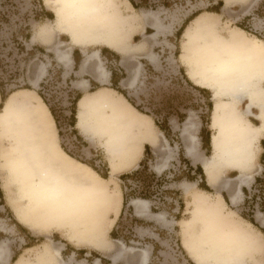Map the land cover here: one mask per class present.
Wrapping results in <instances>:
<instances>
[{
    "label": "rangeland",
    "instance_id": "obj_1",
    "mask_svg": "<svg viewBox=\"0 0 264 264\" xmlns=\"http://www.w3.org/2000/svg\"><path fill=\"white\" fill-rule=\"evenodd\" d=\"M134 1L139 4L141 0ZM145 1L147 6L137 8L128 1V6L134 9L127 7V3H123L124 6H122L126 9L124 12H129L131 20L121 22L123 27L116 34L119 37H123L124 34V39L129 38L128 44L132 45L131 52L125 56L119 55L118 58L111 54L110 61L100 57V61L107 70L114 69L116 76L123 75L122 83L118 86L124 91L134 108L136 107L135 109L139 110L143 117L149 115L152 120L159 123L165 119L168 120L170 132L167 135L164 134L154 123L155 129L149 128L155 134L157 132L163 134L164 138H160L161 146H159L163 150H157L154 154L150 150L147 151L143 159L146 167L140 166L136 170L114 173L109 187L113 188L116 185L119 188L120 186L125 193V198L122 212L111 230L112 234L110 231L107 233L108 226L103 222V215L117 206L118 196L108 187L111 192L108 195L109 202L104 204V198L99 195L101 204H104V211L102 213V208L97 206L94 211L96 220L93 225L99 229V225L103 224L106 230L104 237L111 248L99 252L84 246L82 251L79 250L82 246L69 241L67 216L63 217L61 228L54 225L42 230L39 225L33 229L24 226L17 220L9 202V199L16 202H22L23 199L19 197L16 188L9 193L3 190L0 180V264H15L18 259H21L22 264H137L143 249H147L150 253L148 264H188L191 262L183 246L182 227L184 224H189L194 216L193 197L198 196L205 202L215 203L219 195L224 193L223 195L228 196L227 192H223L224 190L218 186H210L212 188H208L209 192L200 189L201 177L196 172L188 171V160L180 154V150L183 152L185 146L181 131L186 119L191 117L195 127L193 133L196 144L205 156L209 155V150L203 146V140L207 135L205 132L208 135L212 133L209 120L213 100L212 90L205 88L206 93L200 91L196 88L198 86L190 84L186 79L184 68L178 60L180 51L179 59L188 69L187 61L180 58L183 39L182 35L180 37L176 35V31L194 14L196 15L189 24L200 17L209 23L201 27L196 33L198 35L189 41L194 46L192 53L187 56V59L191 57L190 62L196 60L200 45L211 44L217 36L226 35L228 28L235 27L239 23L248 30L246 31L248 36L257 35L264 42V0H229L227 4H224L222 0L223 6L218 13L210 12V10L217 6L219 0ZM55 4L56 0H47V2L45 0H0V84L5 90L21 88L11 93L23 89L36 93L46 107L50 106L54 111L56 116L54 123L62 149L75 160L85 164L90 163L99 173L105 174L108 171L109 161L107 148L104 146L109 139L106 132L102 131L101 134L98 131L88 143L84 140L85 137L78 134L76 130L78 128L73 127L72 132L77 133L79 138L77 143L72 139L73 133H70L68 129L71 125L69 122L71 102L79 91L73 87L72 75H69V72L66 74V69L58 61L55 52L57 47L60 49L71 47L70 55L74 62L72 50L75 46H71V39L67 35L61 34V30L54 28L55 9H57L54 7ZM144 12L155 13L161 26L160 32L152 27L151 14ZM27 33L30 34L28 40L24 39ZM155 34L156 36L153 37ZM99 47L102 45L87 46L84 52L91 53ZM149 55L155 57V62L148 60ZM136 69H139L138 76L134 84L130 85L128 82ZM37 77L38 82L34 85L33 82ZM118 96L122 97L120 93ZM209 102L212 103L211 110L208 108ZM242 106L244 107V104ZM103 126H105L104 122ZM200 129H203V132L199 134ZM177 150L179 155H176ZM169 157L171 158L168 160ZM95 172L100 176L97 171ZM256 172L258 176L261 175L260 170ZM121 174H127L126 178L120 179ZM233 174L229 171L223 172L219 177L222 180L232 179ZM253 184L252 182L245 186L244 189L247 192H243L237 202L224 203V216L234 219L235 222H241L240 220L244 219L243 216L252 214L264 227V222L261 221L264 220V213L259 210L256 203L261 198V191L258 187L254 188ZM113 196L117 198L114 199ZM247 196L249 205L244 206V199ZM133 199L147 201L149 214H162L164 219L157 221L138 215L131 205ZM192 222L195 230H202L196 220ZM87 224L90 225V221ZM254 231L258 232L255 229ZM220 232L233 237L226 231ZM238 240L239 244L231 247L238 249L242 262L248 264L247 243L245 240ZM122 244L125 248L134 250L124 253L120 250ZM44 246L49 247L51 252L43 254ZM260 249L258 241L257 254L254 257L249 256L253 258L249 264L253 261L256 264H264L262 258L264 250ZM55 250L58 252L56 253ZM117 251L123 255H119V259L112 262L111 256Z\"/></svg>",
    "mask_w": 264,
    "mask_h": 264
},
{
    "label": "bare ground",
    "instance_id": "obj_2",
    "mask_svg": "<svg viewBox=\"0 0 264 264\" xmlns=\"http://www.w3.org/2000/svg\"><path fill=\"white\" fill-rule=\"evenodd\" d=\"M228 1L224 0V4ZM123 3H127V7H132L128 6V0H56L54 28L67 33L72 44L102 42L124 55L132 50V45L128 44L129 38L124 39V34L123 37L116 34L123 27L121 22L131 20L129 12H124L126 9L122 7ZM145 14H151L153 19L151 25L160 32L161 26L155 13ZM207 24L208 21L200 17L187 26L180 58L187 61L188 78L193 83L212 90L211 125L216 128L213 154L204 157L196 150V137L193 133L195 127L191 117L186 119L181 133L186 155L193 162H201L207 185L222 188L227 192L229 201L233 203L242 196L240 186L251 181L250 173L241 171L236 177L225 180L219 176L223 173L222 169H227L225 167L228 165L237 167L242 165L245 170L251 168L253 143L258 139V135L264 132V42L256 36H248L249 34L240 27H231L227 29L226 35L217 36L211 44L200 45L196 60L190 62L191 57L187 59V56L192 53L194 46L189 41ZM155 36L156 34L153 35ZM70 48L57 47L55 52L66 73L73 64ZM97 53L93 51L91 54H84L78 73L86 70L94 55L99 60ZM148 59L155 62L153 55H149ZM96 67L95 71L98 70L97 76L102 77V83L109 73L102 67L100 61L96 63ZM138 73L139 69H136L128 84H134ZM38 79L37 77L34 80V85ZM105 91L114 90L107 88L95 94L90 93V96L86 94L78 100L76 126L84 134L90 131L91 141L98 131L101 134L102 131L106 132L109 139L104 146L107 148L111 181L116 171L128 166L126 164L128 151L125 155L122 153L129 132L126 121L139 124L142 138L150 144L153 145L157 139L155 133L146 127L140 118H136L140 112L129 106L123 97L117 99ZM252 108L258 112L254 113ZM248 115L256 117L260 121V126L255 127L248 119ZM50 119L49 109L36 93L23 89L7 96L0 111L2 188L7 193L16 188L19 197L23 199L22 202L9 199L20 223L31 229L39 225L45 230L54 225L61 227L63 217L67 216L69 241L76 245L109 250L111 247L104 237L106 230L103 224L99 225V229L93 225L96 220L94 211L97 206L101 207L99 195L104 198V204L109 202L108 195L111 192L105 184L108 179L99 176L85 163L75 160L62 149L57 139L56 127H53ZM78 133L82 136L79 131ZM137 150L138 148L134 147L132 151L134 159L139 153ZM116 198L115 196L114 199ZM193 203L194 216L189 224L183 225L182 240L188 256L195 264H245L240 258L239 250L231 247L239 244L238 239L247 243L249 256L257 254L258 240L252 231L255 228L245 219L235 222L234 219L224 216V200L221 195L215 203H208L194 196ZM131 205L138 215L157 221L164 219L162 214H149L148 203L145 200L133 199ZM193 220L201 225L202 230L197 231L193 228ZM88 221L90 225L87 224ZM222 230L233 237L220 232ZM43 249V254L51 252L47 246ZM120 250L127 253L126 251L131 252L134 249H127L122 244ZM119 252L112 254L113 261L119 259V255H123ZM148 257L149 251L141 250L137 264H147ZM15 264H22L21 259L16 260ZM251 264L256 263L253 261Z\"/></svg>",
    "mask_w": 264,
    "mask_h": 264
},
{
    "label": "crops",
    "instance_id": "obj_3",
    "mask_svg": "<svg viewBox=\"0 0 264 264\" xmlns=\"http://www.w3.org/2000/svg\"><path fill=\"white\" fill-rule=\"evenodd\" d=\"M191 21V20H190ZM189 21V22H190ZM189 22H188V24H189ZM187 24V25H188ZM186 25V26H187ZM185 26V27H186ZM185 29V28H184ZM60 33L61 34H64V35H67L68 36V34L67 33H65V32H61L60 31ZM69 37V36H68ZM70 39V38H69ZM182 39H183V32H182ZM70 44H71V46H75L74 48H73V50H77L78 51V61H77V63L75 64V62H73V64H72V67H71V70L70 71H68L69 72V75H72V77H73V79L74 80H72V85H73V87L76 89V90H78L79 92L78 93H80V97L78 98V100L82 97V96H84V95H89L90 96V93H93V94H95V93H97V92H100V91H102V90H106L107 88L108 89H112V90H115V89H113V88H111L110 86H111V75H112V70H114V69H111V68H108V70H107V68H106V66L105 65H103V63L101 64V61H100V57L102 58V59H105L106 61H110L111 59H110V57H111V52H113L114 54H117L118 55V57H119V55H121V56H125V55H127V54H129L130 52H131V50L130 51H127V53H125L124 55H122V54H120V53H118L115 49H113L112 47H110L108 44H106V43H100V42H98V43H94V42H92V43H88V44H82V43H79V44H72L71 43V41H70ZM85 45V46H84ZM91 45H94V46H99V45H102V47H99V48H97L96 50H94L95 52H98L97 53V56H98V59L99 60H97V58H96V55H94L93 56V58H91L90 60V63H89V65H88V67L86 68V70L84 71V72H82V73H78V71H79V67H80V64H81V61L83 60V58H84V54H86L85 52H84V50H85V47H87V46H91ZM180 47H181V44H180ZM102 48H106V49H108L109 51L107 52V54L106 55H103L102 54ZM84 49V50H83ZM181 49V48H180ZM73 50H72V52H73ZM90 53V52H89ZM92 53V52H91ZM90 53V54H91ZM179 53H180V51H179ZM179 53H178V60H179V62H180V64L183 66V68H184V74H185V76H186V78L193 84V85H196V86H198V87H200V88H204L203 87V85H199V84H195V83H193L189 78H188V72H187V66H186V64L185 63H182L181 61H180V59H179ZM108 55V56H107ZM94 60H95V64H94ZM149 60V59H148ZM100 61V64L102 65V67H104L107 71H108V77H107V79L104 81V82H102L101 83V76L99 75V76H97V74H99V73H97L98 72V70L97 71H95V69H97V67H96V63L97 62H99ZM150 62H152L151 60H149ZM93 64V65H92ZM67 74V73H66ZM100 79V80H99ZM84 81V82H83ZM86 83V84H85ZM122 83V78H120V80L118 81V85L119 84H121ZM95 85H98V87H95ZM205 89V88H204ZM211 91V90H210ZM109 96L111 95L112 97H116L117 99H119V96H118V91H105ZM212 92V91H211ZM120 96H122L123 98H124V100L126 101V103L129 105V106H131V107H133L134 108V106L120 93ZM78 100H77V102H78ZM121 100V99H120ZM212 100H213V97H212ZM244 101V100H243ZM77 102H76V114H75V125H76V120H77V118H76V115H77ZM244 103V102H243ZM131 104V105H130ZM244 106H245V103H244ZM212 107V106H211ZM136 108V107H135ZM137 109V108H136ZM137 111H139V110H137ZM252 111L254 112V113H257L258 112V110L257 109H255V108H252ZM49 112H50V110H49ZM140 112V111H139ZM89 115H90V106H89ZM143 114H141L140 113V115H138V117H136V118H140L139 120L141 121V122H143V124L146 126V127H150V128H152V129H155V122H154V120H152V118L148 115V116H146V117H143L142 116ZM211 115V114H210ZM145 116V115H144ZM50 120L52 121V124H53V127L55 128V123H54V119H53V117H52V114H51V112H50ZM253 118V119H252ZM248 119L250 120V122L255 126V127H259L260 126V121L256 118V117H254V116H249L248 115ZM253 121V122H252ZM127 122V124L128 125H126V128H127V131H129L128 132V134H127V136H128V138L125 140L126 142L124 143V148L122 149V153L125 155V154H127L126 152L128 151V157H127V159H126V161H127V163L126 164H128V166L127 167H124V168H120L118 171H117V174L118 173H122V172H126V171H128V170H136V169H138L139 167H140V162L144 159V156H145V154H146V151H145V146H148L149 147V150H150V152L151 153H153L154 154V152L155 151H157V150H163V149H160L159 148V145H161V142H160V138H162L163 137V134L161 133H159L158 134V132H157V134H155V136H157V140H156V142L152 145V144H150L148 141H146V140H144L143 138H142V131H141V129H140V125L139 124H136V122L135 123H133V124H131V123H128V121H126ZM168 123H170L169 121H168ZM75 128V127H74ZM77 128V127H76ZM209 128L212 130V133L210 134V136H209V145H210V149H209V155L208 156H205L203 153H202V151L199 149V145L197 146V144H196V150L199 152V155H203L204 157H210L212 154H213V137H214V135L216 134L215 132H216V128H214L212 125H211V117H210V120H209ZM157 129V128H156ZM199 129V128H198ZM79 132H80V134L82 135V137L84 138V140H86V142H88V143H90V131H88L86 134H84L82 131H80L79 129H77ZM201 130V129H200ZM200 130H199V134H200ZM198 132V131H197ZM77 134V133H76ZM79 134V133H78ZM58 137V136H57ZM198 137V140H200V137L199 136H197ZM164 138V137H163ZM258 139H256L254 142L255 143H257V144H255V143H253V159H252V161H251V168L249 167L248 169H246L245 170V168H243L242 167V165L240 166V165H238L239 167H237V165L235 166V165H228V166H226L225 168H227V169H222L223 170V172H231V173H234L233 175V177H236L237 175H239V173L241 172V171H247V173H250V176L252 177V179H251V181L248 183V184H244V185H241L240 186V189H241V191H242V193L244 192V188H246L245 186H247V185H250L252 182L254 183V180L256 179V177L258 176V172H256L255 173V171H257V170H260V174H262V172L264 171V132H261L259 135H258V137H257ZM58 139V138H57ZM165 140V139H164ZM211 140V141H210ZM133 141V142H132ZM200 143V142H199ZM135 144V146H132V145H134ZM201 144V143H200ZM131 145V146H130ZM141 145V146H140ZM133 147V149H131ZM134 147H135V149H137L138 148V152L140 153V155H139V153H137V156L135 157V159H134V157H133V153H132V151L134 150ZM130 149V150H129ZM126 150V151H125ZM212 150V151H211ZM258 150V151H257ZM131 152V153H130ZM256 152V153H255ZM122 154V155H123ZM176 155H179V150H177V154ZM182 155L184 156V158H186L188 161H189V164L194 168L195 166H197V165H199L201 168H202V164H201V162L200 161H196V162H194V163H192V159L190 158V157H188L187 155H186V151H185V149H184V151L182 152ZM256 155V156H255ZM139 156V157H138ZM255 156V157H254ZM171 157H172V153H171ZM171 157H169L168 158V160L171 158ZM131 158V159H130ZM133 158V159H132ZM137 159V160H136ZM129 160H130V162H129ZM167 160V161H168ZM125 161V162H126ZM130 163V164H129ZM195 163H197V164H195ZM165 164V163H164ZM167 164V163H166ZM195 164V165H194ZM123 166H124V164H123ZM163 166V165H162ZM232 168H231V167ZM252 166H253V168H252ZM229 167V168H228ZM233 167H235L234 169H233ZM241 168V169H240ZM108 177L107 178H104V179H108V181L107 182H105V184L109 187V185H110V180H109V178H110V164H109V161H108ZM248 170H249V172H248ZM250 170H251V172H250ZM192 172V171H191ZM202 172H203V168H202ZM203 175H204V172H203ZM261 176V175H260ZM232 178V177H231ZM204 180H205V175H204ZM205 183H206V180H205ZM206 185H207V183H206ZM207 187L208 188H212V187H210L209 185H207ZM110 188V187H109ZM110 189H112V190H114V193L116 194V196H118V198H117V202H116V207L114 208L113 207V209H110V211H108V212H105L104 213V215H103V218H104V220H103V222L108 226V230H107V233L110 231L111 232V230H112V228L114 227V225H115V222H116V220H117V218L120 216V214H121V212H122V208H123V203H124V193H123V190H122V188L119 186V188H118V186H116V185H114V187L113 188H110ZM204 191H206V190H204ZM207 192H209V191H207ZM223 192H225V191H223ZM224 194V193H223ZM223 194H221V196H222V198H223V200H224V203L225 204H231L230 202H229V199H228V196H226V194L225 195H223ZM101 212L103 213V211H104V207H103V205L101 204ZM242 218H244V217H242ZM245 219V218H244ZM248 223H250L251 225H252V227L253 228H255V230H258V232L257 233H255V231H254V229L252 230L253 231V233H254V235H255V237L257 238V240L259 241V245H260V247H261V249L260 250H264V234H263V232L260 230V228L261 229H263L264 230V227L263 226H261L260 224H259V222L253 217V221H254V223H256V225L257 226H255L254 224H252L251 222H249L247 219H245ZM24 225V224H23ZM24 226H26L27 227V225H24ZM58 228H61V227H58ZM151 234H154V233H151ZM257 234V235H256ZM73 243V242H72ZM79 246H82L81 247V249L82 248H85L84 246H86V245H79ZM87 247H89V248H91L92 250H95V251H99V252H104V251H107V250H100V249H95V247H93V246H87ZM248 249V248H247ZM85 250V249H84ZM185 252H186V254H187V256H188V253H187V251L185 250ZM150 254V253H149ZM246 257H247V263L249 264L250 263V258H249V255H248V251H247V255H246ZM254 257V256H253ZM262 258H263V262H264V251H262ZM188 259L190 260V262L191 263H188V264H195L191 259H190V257L188 256ZM118 259H116V261H117ZM111 261L112 262H116V261H113L112 260V258H111ZM149 261V260H148ZM148 264V263H147Z\"/></svg>",
    "mask_w": 264,
    "mask_h": 264
},
{
    "label": "trees",
    "instance_id": "obj_4",
    "mask_svg": "<svg viewBox=\"0 0 264 264\" xmlns=\"http://www.w3.org/2000/svg\"><path fill=\"white\" fill-rule=\"evenodd\" d=\"M129 2H130V4L134 7V8H137V7H140V6H147V3H146V1L145 0H141L140 1V3L139 4H137L134 0H128ZM223 6V2H222V0H219L218 2H217V6L216 7H214V8H212L211 10H210V12H215V13H218L219 12V9L221 8ZM196 14H194V15H192V16H190L187 20H185L184 22H183V24L179 27V29L176 31V35L177 36H181L182 35V32H183V30H184V28H185V26L188 24V22L195 16ZM237 26L238 27H240V28H242V29H244L245 31H248L246 28H244V25H242V23H239V24H237ZM256 37H258L257 35H255ZM259 38V37H258ZM24 39H26V40H28V39H30V34L29 33H27L25 36H24ZM109 50L108 49H106V48H102V54L103 55H106L107 54V52H108ZM111 54H113L114 56H116V58H118V55L117 54H114L113 52H111ZM0 56H1V52H0ZM72 56H73V59H74V62H75V64L77 63V61H78V51L75 49V50H73V52H72ZM1 59V58H0ZM117 74H116V72L114 71V70H112V75H111V88H113V89H115L116 91H118L119 93H121L127 100H129V98H127L126 97V95H125V93H124V91L122 90V89H120V87L118 86V81L120 80V78H122L123 77V75L122 76H120V77H118V76H116ZM187 79V78H186ZM188 80V79H187ZM188 82L190 83V84H192L189 80H188ZM95 87H98V85H95ZM22 88H25V87H22ZM198 90H200V91H203V92H205L206 93V89H204V88H200V87H196ZM16 89H21V88H15V89H8V90H5L3 87H2V85L0 84V109H1V107H2V104H3V102L5 101V99H6V97L12 92V91H14V90H16ZM39 95H40V93H39ZM41 97H42V95H40ZM81 95H80V93H76L75 94V96L73 97V100H72V102H71V109H70V116H69V122H70V124H71V126L72 127H75V114H76V102H77V100H78V98L80 97ZM130 101V100H129ZM130 103H131V101H130ZM132 104V103H131ZM133 105V104H132ZM211 106H212V103L211 102H209L208 103V108L211 110ZM48 108H49V110H50V112H51V114H52V117H53V119H54V121L56 122V116H55V114H54V111H53V109L50 107V106H48ZM155 122V124L158 126V128L162 131V132H164V134H169V132H170V127H169V125H168V120H163V122L162 123H159L158 121H154ZM253 122V121H252ZM200 132H203V129L202 130H200ZM207 135H205V137H204V140H203V146H204V148L206 149V150H209L210 149V145H209V136L210 135H208V133L207 132H205ZM202 139H203V136H202ZM145 151H146V153H147V151H149V147L148 146H145ZM180 154H182V151L180 150ZM86 164H88L91 168H93L95 171H97L98 172V170H96V168L93 166V165H91L90 163H86ZM140 166H142V167H146V165H145V161L144 160H142L141 162H140ZM187 166H188V171L189 172H191V171H193V172H196V174L198 175V176H200L201 177V182L202 183H200L199 184V188L200 189H203V190H208V187H207V185H206V183H205V180H204V175H203V172H202V168L199 166V165H197V166H195L194 168L189 164V161H188V164H187ZM109 171V170H108ZM108 171L105 173V174H103V173H99L100 174V176L101 177H103V178H107L108 177ZM126 176H127V174H121L120 176H119V178L120 179H125L126 178ZM254 185H256V186H259V188L262 190V192H263V194H262V197H261V199H260V201L257 203V205H258V208H259V210L261 211V212H263L264 213V171L262 172V174H261V176H258V177H256V179L254 180ZM247 192V190L246 189H244V193H246ZM124 198H125V193H124ZM243 205L245 206V205H249V200L246 198V199H244V203H243ZM252 212V211H251ZM243 216V215H242ZM244 217V216H243ZM245 219H247L249 222H251L252 224H254L255 226H257L256 225V223H254V221H253V216H252V214H249V215H245V217H244ZM260 230L263 232V234H264V230L263 229H261L260 228ZM111 234H112V231L110 232ZM79 250H83V249H79Z\"/></svg>",
    "mask_w": 264,
    "mask_h": 264
},
{
    "label": "built area",
    "instance_id": "obj_5",
    "mask_svg": "<svg viewBox=\"0 0 264 264\" xmlns=\"http://www.w3.org/2000/svg\"><path fill=\"white\" fill-rule=\"evenodd\" d=\"M68 129H69V132L71 133L72 130H73V127H72L71 125H69V128H68ZM72 133H73V134H72V139L75 140V142L79 143V138L77 137V134H75L74 132H72ZM253 187H254V188H257V187H258V188H259V186H256V185H254V184H253ZM259 189H260V188H259ZM259 191H261V197H262L263 192H262L261 189H260ZM253 197H254V196H253ZM246 198L248 199V196H247ZM260 199H261V198H260ZM260 199H259V201H260ZM248 200H249V199H248ZM259 201H258V202H259ZM258 202H256V203H258Z\"/></svg>",
    "mask_w": 264,
    "mask_h": 264
}]
</instances>
